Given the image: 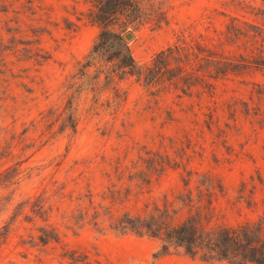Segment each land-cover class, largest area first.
Listing matches in <instances>:
<instances>
[{"label":"rangeland","instance_id":"1","mask_svg":"<svg viewBox=\"0 0 264 264\" xmlns=\"http://www.w3.org/2000/svg\"><path fill=\"white\" fill-rule=\"evenodd\" d=\"M140 6L124 36L133 56L151 63L177 43L183 60L169 66L184 78L146 85L125 76L96 91L78 78L99 33L85 0H0V230L9 229L0 264H72L66 250L80 264H209L157 256L158 239L117 233L110 215L76 223L81 196L115 215L168 201L176 222L190 197L192 210L211 199L213 220L225 224L264 213V0ZM218 69L226 74L212 77ZM71 98L75 132L61 128ZM150 156L164 168L149 170ZM39 195L49 198L46 220L13 218ZM42 226L56 227L60 242H39Z\"/></svg>","mask_w":264,"mask_h":264},{"label":"trees","instance_id":"2","mask_svg":"<svg viewBox=\"0 0 264 264\" xmlns=\"http://www.w3.org/2000/svg\"><path fill=\"white\" fill-rule=\"evenodd\" d=\"M89 4L87 19L99 28V33L94 41L92 49L81 64L79 79L88 83L94 90L101 91L111 85L116 78L123 79L125 76H134L138 81L146 85L160 84L166 81L173 82L175 79H183L182 67L178 72L170 68L171 61L183 60L181 47L174 43L155 53L151 63H139L133 56L128 42L124 36L131 25L140 19L141 2L143 0H85ZM34 0H27L33 5ZM216 61V60H215ZM95 67V74L91 68ZM218 78L225 71L218 69ZM101 74L105 75L103 81ZM176 80L174 83H176ZM62 129H77L76 111L73 107L72 98L68 100L64 109ZM144 159L149 170H160L155 157ZM186 185L189 181L185 182ZM2 178L0 177V188ZM86 196L79 197L80 203L75 222H79L80 216L90 215L94 225L99 226L100 216L110 215L109 228L119 234H134L137 236H149L158 239L160 248L157 256H164L174 252L182 253L191 258L212 264L226 262L228 264H264V213L255 220H246L237 224H225L214 221L212 200L204 208L192 210L193 201L189 198L190 212L176 222L175 211L171 203L165 201L163 205L155 204L152 208L146 205L142 212L132 213L126 210L115 215L110 206L95 204L90 201L89 206H83L82 201ZM113 202H123L124 198L117 193H112ZM49 198L39 195L34 199H27L18 204L13 218L16 220L21 214H25L27 221L37 218L46 220L48 217ZM30 208L31 214L25 213ZM87 207V208H86ZM84 208L86 210L84 211ZM84 218V217H83ZM39 242L44 246L51 242H60V234L56 227L42 226L39 228ZM9 236V229L0 230V246L5 243ZM76 252L65 251L64 256L69 255L72 264L84 262V257H77Z\"/></svg>","mask_w":264,"mask_h":264},{"label":"water","instance_id":"3","mask_svg":"<svg viewBox=\"0 0 264 264\" xmlns=\"http://www.w3.org/2000/svg\"><path fill=\"white\" fill-rule=\"evenodd\" d=\"M132 36H133V35H132L131 32H127L126 35H125V38L129 40V39L132 38Z\"/></svg>","mask_w":264,"mask_h":264}]
</instances>
